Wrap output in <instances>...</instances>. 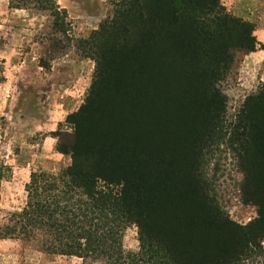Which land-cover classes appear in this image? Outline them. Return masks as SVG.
<instances>
[{
    "label": "trees",
    "instance_id": "16d2710c",
    "mask_svg": "<svg viewBox=\"0 0 264 264\" xmlns=\"http://www.w3.org/2000/svg\"><path fill=\"white\" fill-rule=\"evenodd\" d=\"M8 5L58 18L54 0ZM253 28L218 0L119 1L113 16L77 43L94 72L67 117L71 140L57 143L69 165L58 176L30 173L24 204L2 218L0 239L30 240L85 264H241L258 255L264 85L243 98L230 121L218 88L240 56L264 50ZM217 142L233 150L240 201L257 206L244 225L228 219L206 187L203 158ZM128 223L137 229L135 251L121 245Z\"/></svg>",
    "mask_w": 264,
    "mask_h": 264
},
{
    "label": "rangeland",
    "instance_id": "374dc122",
    "mask_svg": "<svg viewBox=\"0 0 264 264\" xmlns=\"http://www.w3.org/2000/svg\"><path fill=\"white\" fill-rule=\"evenodd\" d=\"M119 1L54 0L58 8V18H54L48 10L10 9L8 0H0V223L24 204L30 173L58 176L69 165V153L59 152L57 143L71 140L67 117L83 102L94 72V61L77 43L109 20ZM218 3L227 14L252 23V34L264 39V0ZM245 55L218 83L226 97L228 121L243 98L264 85V53L256 55V62H245ZM212 146L201 167L208 192L228 219L244 225L256 216L257 206L239 199L241 173L232 148L222 142ZM122 228V248L135 251V225ZM259 246V254L243 258L241 264H264V238ZM0 264L85 263L75 256L45 253L30 240L4 238L0 239Z\"/></svg>",
    "mask_w": 264,
    "mask_h": 264
},
{
    "label": "crops",
    "instance_id": "0c3cea01",
    "mask_svg": "<svg viewBox=\"0 0 264 264\" xmlns=\"http://www.w3.org/2000/svg\"><path fill=\"white\" fill-rule=\"evenodd\" d=\"M10 9H12V8H10ZM14 10H16V9H14ZM255 38H256V37H255ZM256 40H257L258 42H264V39L262 40V39H257V38H256ZM259 52L264 53V50H259V49H257V50H255V51H252V52L247 53V54L244 56V57H245V62H249V61L256 62L255 58H256V55L259 54ZM0 85H1V82H0Z\"/></svg>",
    "mask_w": 264,
    "mask_h": 264
}]
</instances>
